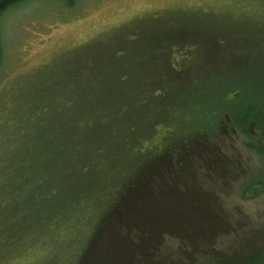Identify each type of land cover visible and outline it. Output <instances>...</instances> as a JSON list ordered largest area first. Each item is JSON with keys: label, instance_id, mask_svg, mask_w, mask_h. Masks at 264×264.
I'll list each match as a JSON object with an SVG mask.
<instances>
[{"label": "rangeland", "instance_id": "374dc122", "mask_svg": "<svg viewBox=\"0 0 264 264\" xmlns=\"http://www.w3.org/2000/svg\"><path fill=\"white\" fill-rule=\"evenodd\" d=\"M245 1L25 0L2 13L0 135L8 129L9 106L29 94L42 74L47 87L65 93L72 78H93L92 66L118 72L106 56L109 49L124 50V61H116L125 68L117 105L122 112L108 108L114 95L99 107L113 123L107 130L114 128V138L106 130L87 141L123 146L115 151L125 165L122 180L134 181L122 196H115L111 180L98 187L74 224L26 244L7 264H158L204 251L263 248L264 190L252 200L243 193L248 181L264 175V154L255 150L264 131L258 136L248 127L243 134L234 117L245 113V99L264 83V3L259 9L254 0ZM51 69L58 70L53 80L44 74ZM214 117L219 124L201 146L200 134ZM164 141L167 157L156 148L162 155L156 168L137 180L140 161L130 144L138 143L148 162L147 149ZM208 202L228 220L220 231ZM91 243L92 253H84Z\"/></svg>", "mask_w": 264, "mask_h": 264}, {"label": "trees", "instance_id": "16d2710c", "mask_svg": "<svg viewBox=\"0 0 264 264\" xmlns=\"http://www.w3.org/2000/svg\"><path fill=\"white\" fill-rule=\"evenodd\" d=\"M23 1L25 0H0V16L10 7ZM254 1L261 9L260 4L264 3V0ZM109 50L110 54L106 56L107 64L112 65L113 62L114 66L119 67L118 72H112L106 64H101V67L92 66L94 73L88 70L82 72L90 73L93 78L87 81H76L72 78L69 90L65 93L57 91L51 83L47 87L46 82L49 79L44 80L42 74V79L36 80V86L29 94L18 97L16 106H9L4 123L8 127L6 131H10L2 132L0 135V153L7 151L4 156L0 155L1 264H7L8 260L17 255L15 252L26 244L38 238L47 239L54 232H61L64 228L67 229L69 224H74L75 219L85 211L90 199L95 196L91 192L96 193L98 187H103L109 180L115 187L113 188L115 196H122L123 192L132 186L133 179L130 178L126 183L122 180L125 165L122 163V156H116L118 153L116 150L123 146H119L113 140L108 146L87 141L102 138L107 128L113 125L111 120H105L107 117L99 107L104 97L114 95V103L108 108L113 109L112 112H117L118 98L122 96L120 90L126 82L120 76L122 73L125 74L124 65L122 62L120 64L116 62L123 60L120 58L124 56L125 51ZM68 68L69 66L64 69L63 74L68 73ZM57 71L51 69L44 72L45 77L50 78L56 75ZM226 93L228 92L225 91ZM240 98L241 95L236 98L238 103ZM244 104L248 105L245 113L242 115L235 113L234 117L240 127L236 125V128L245 134L248 127L252 126L259 130L260 136L264 131V83L254 91V95L245 99ZM232 105L236 108V105ZM229 107L230 101L224 103L219 115L223 116ZM216 111L214 110L213 114L217 113ZM120 112L122 109L118 111L119 114ZM85 124L88 127L84 126ZM215 124L218 125L219 122L217 123L214 117L212 126L200 134L199 145L206 140L209 129L216 127ZM113 130L114 128L107 130L112 139ZM261 138L262 140L257 141L255 146L260 155L264 154V136ZM130 145L139 158L137 162L140 161L141 170L137 174V177L139 176L136 177L137 180L152 173L156 168L157 159L161 155L156 148L164 149L162 151L164 159L170 147L168 141H164L160 146L150 147L147 150L152 156L148 162H143L138 143ZM109 146L114 154L116 151L113 157V153L109 156L106 154ZM178 147L183 149L182 144H178L176 148ZM129 162L132 165L137 164L130 156ZM259 178L251 181L252 183L248 181L243 193L245 200L257 198L264 190V175H260ZM139 184L137 183V186ZM117 205L115 202V206ZM208 205L207 209L220 221L218 227L220 231L224 228V222L228 224V220L210 207L213 204L208 202ZM194 238L190 240L193 241ZM210 240L212 239H208ZM92 248L91 243L84 253H92ZM86 257L91 256L88 254L84 256ZM182 259L180 256L173 262L161 258L158 264H264V246L254 253L204 251L191 253L184 261Z\"/></svg>", "mask_w": 264, "mask_h": 264}, {"label": "flooded vegetation", "instance_id": "af4514ba", "mask_svg": "<svg viewBox=\"0 0 264 264\" xmlns=\"http://www.w3.org/2000/svg\"><path fill=\"white\" fill-rule=\"evenodd\" d=\"M252 127V126H251ZM205 144V141H203L200 145L202 146V145H204Z\"/></svg>", "mask_w": 264, "mask_h": 264}]
</instances>
